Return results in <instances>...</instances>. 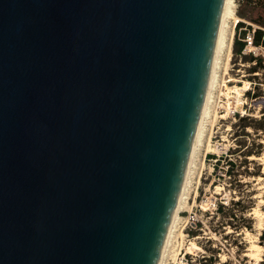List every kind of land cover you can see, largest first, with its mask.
<instances>
[{
    "label": "water",
    "instance_id": "obj_1",
    "mask_svg": "<svg viewBox=\"0 0 264 264\" xmlns=\"http://www.w3.org/2000/svg\"><path fill=\"white\" fill-rule=\"evenodd\" d=\"M224 0H0V264H158Z\"/></svg>",
    "mask_w": 264,
    "mask_h": 264
},
{
    "label": "rangeland",
    "instance_id": "obj_2",
    "mask_svg": "<svg viewBox=\"0 0 264 264\" xmlns=\"http://www.w3.org/2000/svg\"><path fill=\"white\" fill-rule=\"evenodd\" d=\"M234 3L235 15L242 21L259 27L256 30L264 33L261 30L264 29L262 26L264 0H243L242 3L234 0ZM232 19L226 20L225 44L219 57L216 82L211 91L208 113L203 122L201 141L193 157L188 183L162 264H243L244 261H249L251 264L252 262L244 256L248 244L241 233L246 231L243 225L248 231L253 232L256 222L252 218L259 201L258 196L260 195L264 201V193H262L264 189L255 186L252 181L256 177L264 178L263 166L259 165V161L248 159L250 156L261 157L264 154V65L260 60L254 64L253 58L248 55L238 56L239 51L234 46V41H237V28H233L234 23L237 22ZM231 29L234 30L233 43L228 49ZM228 50L231 53L229 60H227ZM259 61L258 66L256 64ZM254 67L255 72H252ZM250 86L254 92L251 100L248 99L245 104L243 92L249 90ZM234 87L244 90L241 91V103H235ZM226 88H232L227 96ZM230 101L244 115L236 122L227 118L225 114V107ZM242 105L249 107L246 114ZM219 106L222 107L221 111L218 109ZM221 117L225 120H220ZM257 127L260 128L255 129ZM227 130L229 132H226ZM220 137L224 139V145L234 143L237 146L236 151H241L234 158L238 163L241 162L238 170L244 182H236L233 186L240 189L245 198L240 207L220 209L219 212H215L213 203L226 199L228 195L226 188L221 189L222 181H217L213 176L208 162V158L214 152L212 143ZM244 155L248 158H243ZM238 157H241V160ZM242 165H245V168L241 170ZM261 210L264 212V205ZM246 212L252 213L243 218L242 214ZM233 226L236 227L234 231L236 234H229ZM258 239L264 246V239L261 237ZM190 244L195 245L192 253L187 250ZM262 255L264 256V253Z\"/></svg>",
    "mask_w": 264,
    "mask_h": 264
},
{
    "label": "built area",
    "instance_id": "obj_3",
    "mask_svg": "<svg viewBox=\"0 0 264 264\" xmlns=\"http://www.w3.org/2000/svg\"><path fill=\"white\" fill-rule=\"evenodd\" d=\"M243 0H238V3H242ZM237 23H234L233 28H237ZM242 25L241 27L237 28V41L242 45L239 50V57L241 56H250L253 58L254 64L257 60H260L261 63L264 65V33L261 38V43L256 45L254 43V34L256 31V28H259L257 26L252 25L251 23L241 21ZM264 31V29H261ZM254 86V85H253ZM253 88H249V90H246L243 92L245 97V104L248 99L251 100L253 95ZM222 106V105H220ZM218 107L219 111L222 110V107ZM243 112L246 114L248 108L244 107L242 105ZM225 114L227 118H231L233 122H236V120H240L244 115L239 112L233 105L232 101L229 102L228 105L225 107ZM225 120V119H220ZM226 132H229L228 130ZM227 134V133H226ZM225 134V137H227ZM222 137L219 139H215V141L212 143L213 146V153H211V157L208 158L209 166L211 168V172L213 176L217 179V181H222L221 189L224 190L227 189V198L224 200H220L218 202H214V210L215 212H219L220 209H227V208H235L240 207L244 203V195L242 192H240V189L233 186L236 182L242 183L244 182V179L242 178V175L239 173V165L241 162H237L234 156L236 154H239L240 152H237V146L234 143L224 145ZM243 158H248L245 155ZM239 160H241V157H238ZM245 165H242L240 169H244ZM237 178V179H236ZM220 188V187H219ZM216 195H219V193H215ZM247 211V210H246ZM252 212H246L243 213L242 216L245 218L246 215H250ZM231 220H233L231 218ZM244 230H247V227L243 225ZM233 230H230L229 234H236L234 232L236 230V227L233 226ZM263 230V229H262ZM261 230V231H262ZM258 237H261V232ZM264 257V256H263ZM241 264V263H238ZM243 264H250L249 261H244ZM259 264H264L263 261L259 262Z\"/></svg>",
    "mask_w": 264,
    "mask_h": 264
},
{
    "label": "bare ground",
    "instance_id": "obj_4",
    "mask_svg": "<svg viewBox=\"0 0 264 264\" xmlns=\"http://www.w3.org/2000/svg\"><path fill=\"white\" fill-rule=\"evenodd\" d=\"M234 7H235L234 0H224L205 99H204V103H203V106H202V110H201L198 126H197V129H196V133H195V137H194V141H193V145H192L189 161H188V164H187L184 181H183L182 188H181V191H180V195H179V198H178V201H177V204H176V207H175V210H174V213H173V216H172V219H171V222H170V225H169L166 237H165V241H164V244H163V248H162V251H161V254H160V258H159L158 264H162V260H163V257H164V252H165L166 246L168 244V241L170 239V236H171V233H172V229L174 227V223H175V220H176V217H177V212H178V210L180 208L181 202L183 200L184 191H185L186 185L188 183V177H189V174H190V171H191V167H192V163H193V157H194L195 151L198 148V145H199V143L201 141L202 132H203V122H204V119H205V117L207 116V113H208V106H209V102L211 101L210 100L211 91H212V88L214 87V84L216 82V70H217L218 63H219V57H220V54L222 52V48L224 47V44H225L226 20L228 18H233L232 20H234L235 22L242 21L240 18H238L235 15ZM233 31L234 30L231 29L230 36H229V39H228V49L231 48L232 43H233V35H234ZM230 54L231 53H229V50H228L227 60L230 59ZM225 70H227V69H225ZM230 90H232V88H226V92H227V93H225L226 96L230 93ZM233 90H234V93L236 95L235 103L238 104L240 102L241 91L243 92L244 90L242 88L239 89L237 87H234ZM221 119H223V118L221 117ZM209 151L211 152L210 149H209ZM248 159L250 161H259L260 162L259 165L263 166L262 173H264V154L261 157L250 156ZM252 181H253V183H255V186H258L261 189H264L263 188V186H264V178L256 177V178H253ZM262 193H264V191ZM258 198H259V201L257 203L256 208L253 211V218H252V219L255 220L256 226H255L253 232L246 230L243 233H241V235L243 236V239L248 244V249L246 250V253L244 254V256L248 257L250 259V261H252L251 264H259V262L263 261V259H262L263 255L262 254L264 253V246H262L259 243V239H258V236L260 235V232L263 229V225H264V212L261 210V207L264 205V201L261 199L260 195L258 196ZM193 249H195V245L194 244H190L189 248L187 250L190 251V253H192ZM221 259L223 260L224 257L222 256Z\"/></svg>",
    "mask_w": 264,
    "mask_h": 264
},
{
    "label": "trees",
    "instance_id": "obj_5",
    "mask_svg": "<svg viewBox=\"0 0 264 264\" xmlns=\"http://www.w3.org/2000/svg\"><path fill=\"white\" fill-rule=\"evenodd\" d=\"M241 25H242V23H238L236 26H237V28L238 27H241ZM263 27H264V25H262ZM262 36H263V32L262 31H260V30H256L255 31V34H254V43L256 44V45H258V44H260L261 43V38H262ZM263 45H264V40H263ZM234 46L237 48V51H239L240 50V48H241V44L238 42V41H234ZM259 63H260V61L256 64V65H258L259 66ZM255 67L252 69V72H255ZM260 128V127H259ZM258 127L257 128H255V129H259ZM261 238H263L264 239V229H263V231H262V234H261Z\"/></svg>",
    "mask_w": 264,
    "mask_h": 264
}]
</instances>
